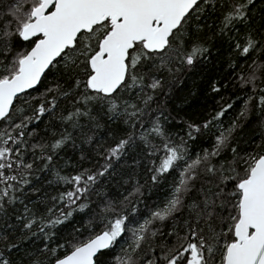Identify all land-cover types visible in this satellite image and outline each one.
Returning <instances> with one entry per match:
<instances>
[{
	"label": "snow or ice",
	"instance_id": "1",
	"mask_svg": "<svg viewBox=\"0 0 264 264\" xmlns=\"http://www.w3.org/2000/svg\"><path fill=\"white\" fill-rule=\"evenodd\" d=\"M0 264H264V0H0Z\"/></svg>",
	"mask_w": 264,
	"mask_h": 264
},
{
	"label": "trees",
	"instance_id": "2",
	"mask_svg": "<svg viewBox=\"0 0 264 264\" xmlns=\"http://www.w3.org/2000/svg\"><path fill=\"white\" fill-rule=\"evenodd\" d=\"M213 55H216L215 50H213ZM229 55V52L225 49L222 51V54L220 56V59L216 61V67L214 69H210L211 71H214L217 75H221L224 73L228 72V67H227V57ZM225 82H227V78L225 77ZM191 87V81L187 82V87H183L182 89L177 90V99L176 102L179 103L181 99L183 98L184 94L187 92L188 88ZM234 89L229 85V88L222 91L221 95L225 97V99H228L231 97L232 100H235V95H233ZM216 100H219L220 97L217 96L215 98ZM202 102V101H198ZM209 104H214V101H209ZM242 101H237L236 104L234 105L233 109L229 110L223 117V122L225 125L228 124V122L236 115L237 110L240 107V104ZM187 107V106H185ZM43 127V125H41ZM170 131L173 132L176 135V138L178 139L179 136L184 135V131L182 130V127L177 123L173 122L172 126H170ZM250 134V129L246 130L245 132V138L246 136ZM210 143L208 141H196V142H191L189 141L188 147L190 150V153L193 155L196 152H199L201 150V147H209ZM61 156V163L63 161L67 160L70 162V164H75L76 161L79 158V152L78 150H74L70 145L67 147L66 150L62 151L60 153ZM84 166H88L87 163H85ZM68 171H71V168H66L65 173ZM138 175L137 179L140 181V183L143 185L142 188V195L138 197L140 203L138 204V209H139V216L138 218L142 220L145 216L149 214V209L154 208L156 205L162 204L164 201L165 197L170 194L171 191V184L176 176V173L173 172L170 175H167L165 178H163L159 183L153 184L149 179H148V174L146 171V166H141L139 169H137ZM43 175V174H42ZM51 178V177H49ZM147 181V183L145 182ZM40 184L43 185L41 189V194L44 193H51L55 194L56 191V186H49L47 183H45L43 180L39 182ZM127 187V186H125ZM60 190H63V187H61ZM124 189H121L123 191ZM115 191V189H113ZM82 214H77L76 219H80ZM39 243V242H38Z\"/></svg>",
	"mask_w": 264,
	"mask_h": 264
}]
</instances>
